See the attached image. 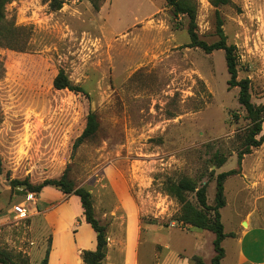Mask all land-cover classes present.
Listing matches in <instances>:
<instances>
[{
	"label": "rangeland",
	"instance_id": "1",
	"mask_svg": "<svg viewBox=\"0 0 264 264\" xmlns=\"http://www.w3.org/2000/svg\"><path fill=\"white\" fill-rule=\"evenodd\" d=\"M58 1L55 10L51 0L4 5L0 250L38 264L52 243L51 264H60L61 234L64 258L73 259V228L52 242L44 211L53 204L30 189L62 174L90 195L92 218L105 234L103 264H159L176 253L189 264L192 255L209 263L214 234L176 221L182 205L163 191L167 179L205 185L212 206L216 176L235 170L223 182L224 232L248 213L256 219L250 226H264V142L238 165L252 123L239 89L227 85L224 52L187 47L189 18L174 16L165 0H96V8L90 0ZM190 1L198 39L216 42L220 26L234 48L236 80L247 79L251 103L264 107V0ZM59 71L83 93L53 88ZM89 113L98 129L73 149ZM263 134L264 120L256 139ZM186 199L197 206L193 193ZM20 205L24 217L13 212ZM199 232L201 240L193 237ZM229 253L224 264H235Z\"/></svg>",
	"mask_w": 264,
	"mask_h": 264
},
{
	"label": "trees",
	"instance_id": "2",
	"mask_svg": "<svg viewBox=\"0 0 264 264\" xmlns=\"http://www.w3.org/2000/svg\"><path fill=\"white\" fill-rule=\"evenodd\" d=\"M10 0H0V48L9 47L8 44H3V12L4 5ZM96 8L95 1L90 0ZM166 4L172 8L173 15H186L189 18V43L187 47L200 48L204 52L209 53L215 50H222L224 52V60L226 69L229 75L227 81L228 87H237L239 89L237 100L241 107L246 112L247 117L250 119L252 125L248 128L244 140V149L237 154V162L240 165V161L243 155L249 154L252 148L259 147L264 142V134L256 139V136L261 132V123L264 120V107H257L250 101L249 94V81L247 79L236 80V58L234 54V48L231 45L226 44L225 36L218 27L217 34L218 40L212 44H207L204 41L198 39L195 32L194 24V7L190 0H165ZM214 6L225 5L229 0H210ZM61 1L51 0V8L53 10L59 9ZM53 88L57 90L67 89L75 93H83V90L79 86H73L64 75L62 71H59L52 82ZM98 129V122L96 116L93 113H89L86 117L85 127L83 128L80 136L75 140L73 149H76L85 140L92 138ZM236 174L235 170L219 173L215 180V193L214 204L208 205L205 195V185L199 187L190 179H180L178 181H172L167 179L163 182V191L171 198L177 200L182 206L179 216L176 221L181 225H187L189 227L198 230H207L214 234L212 241V247L214 251L213 257L210 259L209 264H219L224 256L221 242L225 238L223 226L220 222L219 209L225 206L224 200V180ZM44 187H52L64 195H75L79 198L80 205L83 212L84 220L93 229L96 235V246L93 251L83 250L80 254L83 264H103V260L106 254V240L104 229L98 226L96 221L92 218V209L90 195L86 190L81 188L74 189L73 183L67 179L65 174H62L58 179L44 180L42 183L30 188L32 192L39 194ZM187 193H193L196 199L197 206H194L186 199ZM39 207H37L38 209ZM50 252V246H47L44 256L38 264H47L48 256ZM191 264H205L201 258L192 256ZM0 264H27L25 260L14 261L12 256L5 251L0 250Z\"/></svg>",
	"mask_w": 264,
	"mask_h": 264
},
{
	"label": "crops",
	"instance_id": "3",
	"mask_svg": "<svg viewBox=\"0 0 264 264\" xmlns=\"http://www.w3.org/2000/svg\"><path fill=\"white\" fill-rule=\"evenodd\" d=\"M36 200L41 203L53 204L52 207L47 208L44 211L45 220L52 232V242L56 233L63 230V228L68 231H71L73 228V259L71 261L65 260L61 246V234L58 236L59 244L57 251L61 257L60 264H82L80 253L83 250L93 251L95 249L96 235L90 225L87 224L84 220L82 212L83 210L81 208L79 198L75 195H64L52 187H44L41 192L37 194ZM58 207H61L60 210L63 214L62 217H58L59 215L56 214ZM253 215L254 214L252 213H248L243 219H241V221L239 222V226H237L233 231L224 232L225 238L221 242L224 256L219 264H224V262L227 261L228 256H231L229 251L233 254L235 264H264V246L263 241L261 240V238L264 237V226H258V224L256 223H252V226H250V223L255 222L256 220L255 218H252ZM59 222H63L64 226H57V223ZM242 222H245L247 226H240L242 225ZM81 231L85 232L82 235L81 239L77 240L76 236ZM199 233L200 234L197 235L193 234V237L199 238L201 240L203 238V234L201 232ZM227 240L233 241V247L230 246L229 251H227V249L224 247ZM259 240H261V244L259 243ZM247 249H250L251 251H247ZM192 256L201 258L198 255ZM52 257L53 253L51 243L47 264H51ZM201 260L204 262L202 258ZM159 264H189V260L188 257L176 253L172 257V260L168 255L163 256V259Z\"/></svg>",
	"mask_w": 264,
	"mask_h": 264
},
{
	"label": "built area",
	"instance_id": "4",
	"mask_svg": "<svg viewBox=\"0 0 264 264\" xmlns=\"http://www.w3.org/2000/svg\"><path fill=\"white\" fill-rule=\"evenodd\" d=\"M29 199L34 200L33 197H32V195L29 196V197H28L27 199H25V200H29ZM13 212H14V214H15L17 217H24V216L26 215V214H25L26 211H25V209L23 208V205L13 207Z\"/></svg>",
	"mask_w": 264,
	"mask_h": 264
},
{
	"label": "bare ground",
	"instance_id": "5",
	"mask_svg": "<svg viewBox=\"0 0 264 264\" xmlns=\"http://www.w3.org/2000/svg\"><path fill=\"white\" fill-rule=\"evenodd\" d=\"M244 224L242 225V226H244V227H246L247 226V224L245 223V222H243Z\"/></svg>",
	"mask_w": 264,
	"mask_h": 264
},
{
	"label": "water",
	"instance_id": "6",
	"mask_svg": "<svg viewBox=\"0 0 264 264\" xmlns=\"http://www.w3.org/2000/svg\"><path fill=\"white\" fill-rule=\"evenodd\" d=\"M244 223L242 222V225H243Z\"/></svg>",
	"mask_w": 264,
	"mask_h": 264
}]
</instances>
